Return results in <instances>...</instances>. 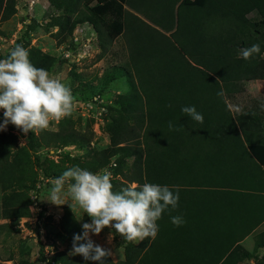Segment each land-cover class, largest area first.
<instances>
[{
  "label": "trees",
  "instance_id": "trees-1",
  "mask_svg": "<svg viewBox=\"0 0 264 264\" xmlns=\"http://www.w3.org/2000/svg\"><path fill=\"white\" fill-rule=\"evenodd\" d=\"M16 1L0 0V20L16 12ZM124 1L47 0L53 12L45 23L47 29L56 28L52 34L59 45L71 42L77 24H91L104 53L111 38L100 19L113 15L112 25L121 31L127 46L128 64L110 66L99 78L101 86L86 84L91 94L76 97L105 96L103 86L120 77L129 86L115 99L105 96L112 101L103 126L109 145L88 148L83 168L99 172L108 167L114 191L132 183L179 190L178 209L162 215L157 237L124 241V258L114 262L110 257L106 264H241L252 258L255 264H264V254L255 255L264 245L263 232L257 234L252 251L239 242L264 220V94L244 95L248 106H241L237 113L226 99L231 82L264 79V0H181L176 29L169 35L126 10ZM33 22L31 17L28 31ZM253 44L260 45V55L238 58L240 49ZM16 45L29 51L37 68L49 71L57 60L24 40ZM9 53L0 54V59ZM71 72L85 82L81 72ZM183 106H195L204 117L203 124L182 113ZM113 112L124 113L128 122L119 121ZM85 120L84 130L75 127L71 114L58 122L56 130L30 132L28 146L12 153L14 135L0 132L3 219L18 222L30 215L37 173L29 151L39 146L88 147L93 131L91 120ZM127 157H133L130 165ZM44 172L47 178L62 174ZM178 215L186 221L181 227L171 223V217ZM59 223L62 233H77V220L68 206ZM54 261L92 264L64 250L55 253Z\"/></svg>",
  "mask_w": 264,
  "mask_h": 264
},
{
  "label": "clouds",
  "instance_id": "clouds-1",
  "mask_svg": "<svg viewBox=\"0 0 264 264\" xmlns=\"http://www.w3.org/2000/svg\"><path fill=\"white\" fill-rule=\"evenodd\" d=\"M260 53V45L253 44L240 49L238 58L249 60ZM78 102L68 85L31 62L23 45H16L6 58L0 59V110L4 114L0 132L6 131L9 124L25 136L47 129L52 121L70 116ZM181 111L192 121L203 124L204 117L195 106H183ZM168 126L174 129L172 122ZM50 183L47 201L57 206L67 204L73 213L78 207L91 219V223H82V234L74 235L69 255L82 256L92 264H106L113 254L110 248L96 244L93 235L99 236L108 228L114 230L108 237L109 243L114 233L128 243L154 240L162 215L179 206L178 188L174 192L166 185L133 184L114 191L108 167L91 172L73 165ZM171 223L181 227L186 221L178 215L171 217Z\"/></svg>",
  "mask_w": 264,
  "mask_h": 264
},
{
  "label": "rangeland",
  "instance_id": "rangeland-1",
  "mask_svg": "<svg viewBox=\"0 0 264 264\" xmlns=\"http://www.w3.org/2000/svg\"><path fill=\"white\" fill-rule=\"evenodd\" d=\"M25 3H27V0H17L15 5L16 12L9 19L0 20V54L8 53L17 42L24 40L28 42L29 45L37 46L44 52L55 56L57 60L49 72L53 77L60 79L63 83L68 85L75 97L79 95L89 96L91 94V89L86 86V84L90 85V83H92L96 87L101 86L99 78L103 71L109 69L110 66L128 64V50L124 36L121 31H117L112 25L114 16H104L100 19V25L104 32L111 38V42L105 44L106 51L102 53L101 47L98 45L97 41H95V48L93 49V46L91 48V57L85 58L78 64L75 63L77 72H81L83 77L86 78L84 80L85 82L78 81L71 72L73 69L70 70L73 65L70 66V64L59 62L60 47L52 34L55 30L53 28L47 29L45 26L49 14L53 12L48 2L46 0H39L31 10L27 8ZM29 15L34 19V22L33 28L28 31L27 26L30 22L27 23L26 20ZM251 15L255 16V12H252ZM91 31L92 29L85 31V33L89 34ZM103 87L101 93L110 99L117 98L119 94L126 92L129 88L125 77H120ZM230 88L231 94L226 95V99L231 110L237 113L241 106H248V98H244L246 93L253 95L264 93V79L233 81L230 83ZM0 114H3V110H0ZM113 114L119 121L128 122V118L124 113L113 112ZM72 116L74 117L75 127L77 129L84 130L87 128L88 125L85 117H82L75 110ZM3 119L4 118L0 116V123L3 122ZM57 124L58 123H50L47 130H56ZM6 131L14 135V142L10 148L11 153L21 147L22 143V146H28L30 133L25 136L21 130L17 129L12 124L8 125ZM108 145L109 137L105 132L103 133L101 131V134L94 133L88 147H66L60 148L58 151V149L54 147L39 146L38 148L30 150L29 152L34 161V168L37 173V183L35 182L37 185L36 189H34L36 192V203L48 210L47 212L52 211L57 214L63 211L64 206L70 208L67 204L57 206L47 201L49 198V189L52 186L50 181L53 178H47L44 171L58 170L63 173L68 167L73 165H79L83 168L87 160L86 150L88 148L100 149ZM132 160L133 157H127V165H130ZM133 184L135 183H132V185ZM1 197L2 192L0 190V225L4 224L0 228V262H2L0 264H37V262L40 261L39 257H37V247L28 243V240L21 238V233L17 228L18 222L3 219L1 217ZM64 202L70 203L69 200H65ZM74 213L77 220L76 234H82V223H91V219L78 207L74 209ZM42 226L48 233V236L52 238L53 243L58 246L57 251L64 250L69 254L72 248L74 235L62 233L60 223H55L50 215L43 217ZM112 232H114L113 229L106 228L99 236L93 235L91 238L96 244L105 248H110L113 252L111 259L117 262L124 258V239L114 233L113 240L109 243L108 237Z\"/></svg>",
  "mask_w": 264,
  "mask_h": 264
},
{
  "label": "built area",
  "instance_id": "built-area-1",
  "mask_svg": "<svg viewBox=\"0 0 264 264\" xmlns=\"http://www.w3.org/2000/svg\"><path fill=\"white\" fill-rule=\"evenodd\" d=\"M37 0H27L26 6L29 10L33 9V6ZM31 15L27 18V23L30 22ZM86 25V27H85ZM92 29L87 34L85 31ZM95 41H97V34L93 26L89 23H79L75 26L72 33L71 42L60 44V58L63 59V63L73 65L70 70L77 71L76 64L91 57V48H95ZM98 47V45H97ZM76 63V64H75ZM79 71V70H78ZM79 102L76 104L75 111L82 117L91 120V129L94 133L101 134L103 126L106 122L107 106L111 104V100L100 94L94 95L88 98H76ZM60 121V120H59ZM59 121H52L51 123H58ZM66 147H74L65 146ZM58 151L60 148H56ZM57 151V150H56ZM39 186V185H38ZM33 203L30 207V215L23 216L18 220L17 228L21 233V238L28 240V243L37 247V257L40 261L37 264H55L54 256L57 252L58 246L53 243L52 238L48 236V233L42 226V220L44 216L50 215L53 221L57 224L60 222L62 212L54 213L47 212L45 208L38 205L35 201V190L31 193ZM47 213V215H46ZM23 233V236H22Z\"/></svg>",
  "mask_w": 264,
  "mask_h": 264
},
{
  "label": "crops",
  "instance_id": "crops-1",
  "mask_svg": "<svg viewBox=\"0 0 264 264\" xmlns=\"http://www.w3.org/2000/svg\"><path fill=\"white\" fill-rule=\"evenodd\" d=\"M47 1V0H46ZM181 0H125L123 6L126 10L142 18L145 22L164 34H171L177 26V7ZM39 2V0H37ZM36 2V3H37ZM35 3V4H36ZM56 30V28H53ZM264 93L253 95L246 93L249 96H259ZM254 218L257 212H253ZM264 233V220L258 223L250 233L243 237L239 242L248 251L254 249L255 239L257 234ZM264 254V245L258 247L255 255L259 258ZM2 263V262H0ZM255 264L254 259L245 260L241 264Z\"/></svg>",
  "mask_w": 264,
  "mask_h": 264
}]
</instances>
